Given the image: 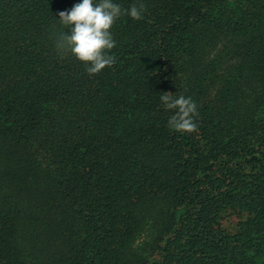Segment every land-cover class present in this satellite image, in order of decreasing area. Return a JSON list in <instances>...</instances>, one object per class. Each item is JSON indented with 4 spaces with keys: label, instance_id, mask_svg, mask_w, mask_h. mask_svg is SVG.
Here are the masks:
<instances>
[{
    "label": "trees",
    "instance_id": "trees-1",
    "mask_svg": "<svg viewBox=\"0 0 264 264\" xmlns=\"http://www.w3.org/2000/svg\"><path fill=\"white\" fill-rule=\"evenodd\" d=\"M80 2L0 0V264H264V0H113L143 18L92 76Z\"/></svg>",
    "mask_w": 264,
    "mask_h": 264
},
{
    "label": "clouds",
    "instance_id": "clouds-1",
    "mask_svg": "<svg viewBox=\"0 0 264 264\" xmlns=\"http://www.w3.org/2000/svg\"><path fill=\"white\" fill-rule=\"evenodd\" d=\"M144 10L143 3H135L124 9L113 0H81L71 10L59 12V22L64 28L69 27L71 34L60 32L55 40V48L58 54L70 53L86 63V72L90 76L96 75L116 63V58L108 54L115 47L110 29L116 20L122 15L140 20ZM159 99L165 110L174 112L167 122L170 129L187 134L198 131L195 122L197 105L190 97L174 98L172 93L164 92Z\"/></svg>",
    "mask_w": 264,
    "mask_h": 264
}]
</instances>
